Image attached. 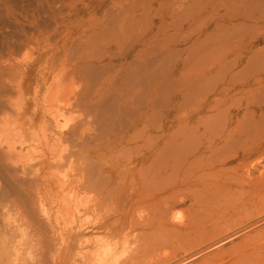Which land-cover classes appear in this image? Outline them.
Returning <instances> with one entry per match:
<instances>
[{
  "label": "rangeland",
  "instance_id": "374dc122",
  "mask_svg": "<svg viewBox=\"0 0 264 264\" xmlns=\"http://www.w3.org/2000/svg\"><path fill=\"white\" fill-rule=\"evenodd\" d=\"M236 1L0 0V253L50 259L58 241L72 261L108 244L106 255L134 264L188 253L152 233L165 198L189 194L181 169L218 127L179 119L223 87L216 121L264 105V16L247 29ZM146 104L154 122L171 111L165 135L131 127ZM164 142L165 170L139 172ZM170 213L186 220L187 204Z\"/></svg>",
  "mask_w": 264,
  "mask_h": 264
},
{
  "label": "bare ground",
  "instance_id": "6f19581e",
  "mask_svg": "<svg viewBox=\"0 0 264 264\" xmlns=\"http://www.w3.org/2000/svg\"><path fill=\"white\" fill-rule=\"evenodd\" d=\"M236 4V17L241 12L248 14L245 19L247 29L257 22L254 14L257 10L262 11L264 16L262 0H238ZM146 40L148 38L143 39L142 45L147 44ZM135 48L134 45L132 51ZM226 90L227 87L217 88L215 94L218 96L212 99L207 97L199 109V113L202 112L199 116L188 114L179 119L189 128L200 124L205 125L204 131L218 128L211 132L210 137H206V143L198 146V153L191 156L188 166L181 169V174L184 172L181 185L186 186L189 194L180 195L177 191L170 193L158 209L156 229L152 234H159L163 240L176 237L184 244L191 245L185 250L188 253L172 264H264V217L258 218L264 213V105L246 110L243 116H240V111L235 114L229 111L216 121L227 106L226 98L221 97ZM179 99L174 96L172 103L176 104ZM153 110L152 104L141 106L131 127L139 130L140 126H149L148 130H158L165 135L171 111L164 112L160 122H154ZM165 152L164 142L161 149L157 147L141 156L139 172L144 173L145 170L155 175L163 172L167 166L160 159L165 158ZM254 156L257 159H252ZM203 158H208V161L201 167V163L197 162ZM235 161V165L229 166ZM192 167L198 171L189 174ZM70 191L75 193L77 190L72 188ZM182 204H187L189 214L186 220L177 221L170 210ZM73 208L78 210L77 206H67L64 212L71 215L75 212ZM234 229L237 230L230 232ZM13 249V257L0 253V264L135 263L134 257L114 261L112 255H106L111 249L110 244L98 248L91 255L79 251L77 255L80 259L74 258L73 261L74 252L66 241L54 244L50 259L45 254L25 257L21 250Z\"/></svg>",
  "mask_w": 264,
  "mask_h": 264
}]
</instances>
